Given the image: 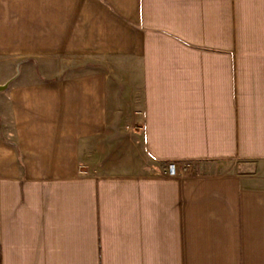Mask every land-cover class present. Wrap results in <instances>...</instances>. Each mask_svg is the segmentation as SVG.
Wrapping results in <instances>:
<instances>
[{
    "label": "crops",
    "instance_id": "obj_1",
    "mask_svg": "<svg viewBox=\"0 0 264 264\" xmlns=\"http://www.w3.org/2000/svg\"><path fill=\"white\" fill-rule=\"evenodd\" d=\"M0 72V264H264V0H0Z\"/></svg>",
    "mask_w": 264,
    "mask_h": 264
},
{
    "label": "built area",
    "instance_id": "obj_2",
    "mask_svg": "<svg viewBox=\"0 0 264 264\" xmlns=\"http://www.w3.org/2000/svg\"><path fill=\"white\" fill-rule=\"evenodd\" d=\"M188 168V166H184L182 171H179L177 164L171 162L167 164L165 175L169 178H176L181 175L180 173L184 174L187 172Z\"/></svg>",
    "mask_w": 264,
    "mask_h": 264
},
{
    "label": "rangeland",
    "instance_id": "obj_3",
    "mask_svg": "<svg viewBox=\"0 0 264 264\" xmlns=\"http://www.w3.org/2000/svg\"><path fill=\"white\" fill-rule=\"evenodd\" d=\"M233 45H234V44H233ZM4 66H5V68H8V67H11L12 65H11V64H5ZM82 71H83V70L79 69V70H77V73H81ZM3 75H4V74H3L2 72H0V78L3 77Z\"/></svg>",
    "mask_w": 264,
    "mask_h": 264
},
{
    "label": "water",
    "instance_id": "obj_4",
    "mask_svg": "<svg viewBox=\"0 0 264 264\" xmlns=\"http://www.w3.org/2000/svg\"><path fill=\"white\" fill-rule=\"evenodd\" d=\"M8 85L9 84L7 83V84H5L3 86H0V92L3 91V90H5L8 87Z\"/></svg>",
    "mask_w": 264,
    "mask_h": 264
}]
</instances>
